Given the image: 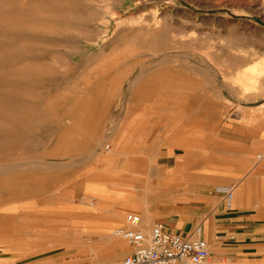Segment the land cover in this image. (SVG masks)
<instances>
[{
  "label": "rangeland",
  "instance_id": "obj_1",
  "mask_svg": "<svg viewBox=\"0 0 264 264\" xmlns=\"http://www.w3.org/2000/svg\"><path fill=\"white\" fill-rule=\"evenodd\" d=\"M260 168L264 0H0V247L115 264L107 241L46 228L74 190L131 181L156 202L175 170Z\"/></svg>",
  "mask_w": 264,
  "mask_h": 264
},
{
  "label": "crops",
  "instance_id": "obj_2",
  "mask_svg": "<svg viewBox=\"0 0 264 264\" xmlns=\"http://www.w3.org/2000/svg\"><path fill=\"white\" fill-rule=\"evenodd\" d=\"M180 140V145L171 148L186 147ZM162 158L171 156L165 153ZM180 165L175 161L174 168ZM260 169L261 173L252 169L238 179L236 174L205 175L199 179L175 170L159 180L156 202L149 194L134 197L131 181H127L124 190L103 183L93 190L85 188V194L93 199L90 203L79 199L82 189L74 190L73 199L62 201L63 210L56 212L59 216L55 217L53 211L47 213L50 215L46 220L51 225L46 228L67 230L63 239L85 238L96 245L107 241L113 262L121 264L134 248L114 232L128 226L125 215L134 210L142 215L141 228L145 231L161 222L172 234L204 239L212 264H264V172ZM231 187L233 197L228 199L226 190ZM71 229L79 232L71 235ZM4 235L1 234L0 264H53V256L38 252L36 237L30 236V242L12 244L4 242Z\"/></svg>",
  "mask_w": 264,
  "mask_h": 264
},
{
  "label": "built area",
  "instance_id": "obj_3",
  "mask_svg": "<svg viewBox=\"0 0 264 264\" xmlns=\"http://www.w3.org/2000/svg\"><path fill=\"white\" fill-rule=\"evenodd\" d=\"M233 191V187L226 190L228 199H232ZM142 222L140 215L129 213L128 226L115 230V235L134 248L121 264H212L209 245L204 239L172 234L161 222L145 231L141 228Z\"/></svg>",
  "mask_w": 264,
  "mask_h": 264
},
{
  "label": "bare ground",
  "instance_id": "obj_4",
  "mask_svg": "<svg viewBox=\"0 0 264 264\" xmlns=\"http://www.w3.org/2000/svg\"><path fill=\"white\" fill-rule=\"evenodd\" d=\"M234 81H262V80L261 77L256 76L255 73H253L252 71H242L235 76Z\"/></svg>",
  "mask_w": 264,
  "mask_h": 264
}]
</instances>
